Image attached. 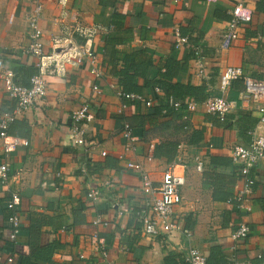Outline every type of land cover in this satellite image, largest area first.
Segmentation results:
<instances>
[{
	"label": "crops",
	"instance_id": "0c3cea01",
	"mask_svg": "<svg viewBox=\"0 0 264 264\" xmlns=\"http://www.w3.org/2000/svg\"><path fill=\"white\" fill-rule=\"evenodd\" d=\"M239 2L252 11V19L240 23L237 37L223 46L224 26ZM30 6V0H0V112L16 103L5 93L1 72L10 68L18 83L28 85L39 70L38 58L28 51ZM39 25L44 53L58 50L54 40L60 45L87 40L103 74L97 80L100 91L93 92L86 65L69 64L65 73L44 72L43 101L27 108L8 126L7 136H0V162H9L11 175L8 185L0 182V261L16 254L26 239L24 234L8 238L9 224L1 209L12 188L19 195L21 227L27 226L31 212L53 219L40 235L41 244L55 240L62 245L53 252L52 264H164L168 252L181 257L187 252L181 227L191 230L192 245L206 257L218 245L225 264H264V155L251 169L250 209L227 201L238 179L230 148L248 143L252 130L264 135V122L239 99L242 87L238 90L232 83L226 96H233V107L223 121L201 106L175 110L165 104L171 96L168 86L175 83L219 95L218 74L227 65L264 78V0H43ZM174 27L201 45L206 78L196 74L187 55L190 49L174 46ZM121 70L133 74L130 81L138 88L133 92L150 98V105L116 95L127 85ZM184 99L197 101L192 94ZM86 100L93 117L84 123V146H77L69 136L71 114ZM120 104L123 115L116 112ZM122 118L132 126L134 149L119 158ZM11 136L28 143L7 153L4 144ZM156 144L164 145L161 156H153ZM127 158L140 161L153 184L170 164L184 165L181 201L174 209L179 229L153 238L142 232L135 212L146 208L152 197L141 190L139 172L126 167ZM196 158L202 160L201 170L195 167ZM91 186L100 189L96 200L86 194ZM124 207L127 211L119 213ZM239 222L249 230L234 240L231 233Z\"/></svg>",
	"mask_w": 264,
	"mask_h": 264
},
{
	"label": "built area",
	"instance_id": "2783aa9c",
	"mask_svg": "<svg viewBox=\"0 0 264 264\" xmlns=\"http://www.w3.org/2000/svg\"><path fill=\"white\" fill-rule=\"evenodd\" d=\"M20 1V0H15ZM31 6L26 15L27 19V38L29 40L28 51L33 53L38 58V72L34 73L29 78L28 85H22L16 81L15 73L12 69L6 68L1 72V79L5 93L10 98H14L16 103L10 110L0 112V136L6 137V129L21 113L27 108L37 105L42 102L46 96V84L42 77L44 72L65 73L66 66L86 65L89 73L93 78L92 90L99 92L100 88L97 80L102 77L103 67L98 59V56L88 44L87 40L84 43H70L60 45L59 40H54L58 50L49 53H44L42 32L39 25L42 10L43 0H30ZM231 18L226 22L223 34L222 45L227 46L231 40L237 37V26L242 22H248L252 19V11L242 3L235 4L231 9ZM79 31H84L80 30ZM174 46H184L190 49L193 53L192 63L193 68L198 76L206 78L207 71L202 54L200 44L191 43L188 37L182 34L179 27H174ZM235 79H240L242 82V91L239 99L247 106L258 113V122H264V78H255L245 74L241 67L227 65L222 68L218 74L217 88L220 91L219 95L207 96L200 102L195 100H177L173 97H166V103L175 110L186 109L196 110L201 106L205 112L215 114L219 120L223 121L226 114L233 107V102L228 99V92L231 83ZM116 95L119 98H127L136 102H142L146 105L151 104L150 98H145L144 95L133 91L116 90ZM183 105V106H182ZM124 104L117 107V114L123 115ZM92 105L89 100L83 101L72 114V124L69 128V136L74 145L84 146V123L92 119ZM121 136L124 138L123 149L119 154V158H124L125 153L134 149V137L132 135V126L128 120H121ZM251 139L246 144H233L230 148V156L232 163L236 167L237 185L236 191L230 196L227 201L236 204L240 209H250V194L252 192L253 177L251 169L256 165L264 155V135L250 131ZM26 145L28 141L17 136H11V140L5 142L4 150L9 152L18 144ZM105 155L104 150L101 151ZM150 159V156H148ZM126 167L135 169L139 172L141 180V190L150 194L152 201L147 204L144 209L135 212L137 220L141 224L142 232L149 237H156L160 234L169 235L172 231L179 229L178 223L174 217V209L181 201V186L185 182L184 165L180 163H172L163 172L158 184H153L147 173L143 169L140 161L132 158H127ZM195 167L197 170L202 169V160L196 158ZM83 172L86 170L83 168ZM10 166L7 160L0 162V182L8 185L10 181ZM9 194L5 201V205L12 210L8 217L9 224V239L15 240L21 227L20 216L16 211V206L19 201V195L15 189L8 188ZM89 199L96 200L100 197V189L96 186L89 187L87 191ZM127 211V208H122L119 213ZM182 233L188 241L187 252L184 255V260L188 264H208L207 257L202 254L195 246L192 245L191 230L181 227ZM248 226L239 222L236 228L232 231L231 237L234 240L244 238L248 233ZM105 253V252H104ZM16 254L7 256L0 264H10L14 262ZM236 264V263H234Z\"/></svg>",
	"mask_w": 264,
	"mask_h": 264
},
{
	"label": "trees",
	"instance_id": "16d2710c",
	"mask_svg": "<svg viewBox=\"0 0 264 264\" xmlns=\"http://www.w3.org/2000/svg\"><path fill=\"white\" fill-rule=\"evenodd\" d=\"M188 57L193 56V53L191 50L188 51ZM170 64H172L171 60H167L166 63V69L168 68L170 70ZM167 69V70H168ZM123 71V70H121ZM125 73V79H126V86L123 88L125 91H137L138 88L134 84L131 83V77L133 74H129L126 71H123ZM124 75V74H123ZM163 76H168V73H163ZM29 84V83H28ZM233 86H236L239 90L242 87L241 80H233L232 82ZM169 89H167V93L174 97V99L177 100H183L186 94H192L195 99L203 100L208 96L207 92H204V87H195L190 84H180L175 83L170 86H168ZM123 90V91H124ZM232 95V94H231ZM230 99L233 98V96H229ZM167 104V103H165ZM168 105V104H167ZM183 106V105H182ZM164 146L163 144H156L154 146L153 150V156H161L162 151H160V146ZM169 147L172 146L171 143L168 144ZM168 154V153H166ZM171 154L168 155V158H171ZM106 165H111L110 162H106ZM228 192V191H227ZM262 207L264 209V198H261ZM1 212L3 214V217L8 220V217L12 213V210L9 209L6 205L1 209ZM53 223V219H46L41 213L38 212H31L28 215V224L27 226L20 227L18 234H24L26 235V239L21 242V246H18L16 249L17 256L14 260V262L10 264H52V255L53 252L61 247L62 245L52 240L48 243L41 244L40 243V235L42 232V228L47 225ZM187 227H190V225L187 224ZM3 240L0 237V241ZM4 241L6 239L4 238ZM18 241V240H17ZM16 243V242H15ZM14 243V244H15ZM13 244V245H14ZM15 249V248H14ZM164 264H188L184 257H181L179 254L174 252H168L163 260ZM207 263L208 264H225L227 263V258L223 254L220 246L214 245L211 247L210 253L207 257Z\"/></svg>",
	"mask_w": 264,
	"mask_h": 264
}]
</instances>
